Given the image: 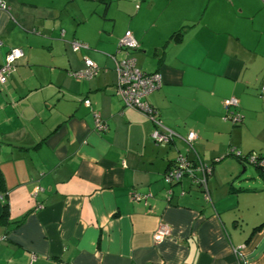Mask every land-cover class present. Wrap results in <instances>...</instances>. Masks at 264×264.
I'll return each mask as SVG.
<instances>
[{
    "label": "crops",
    "instance_id": "0c3cea01",
    "mask_svg": "<svg viewBox=\"0 0 264 264\" xmlns=\"http://www.w3.org/2000/svg\"><path fill=\"white\" fill-rule=\"evenodd\" d=\"M3 3L0 64L10 48L23 55L0 85V264H264V171L230 153L264 156V2ZM126 30L136 65L161 74L146 99L175 133L166 145L115 92ZM83 57L99 71L78 80ZM228 97L240 124L224 118ZM93 110L107 130L96 131ZM178 155L211 165L206 190L163 181ZM161 223L171 234L155 242Z\"/></svg>",
    "mask_w": 264,
    "mask_h": 264
},
{
    "label": "built area",
    "instance_id": "2783aa9c",
    "mask_svg": "<svg viewBox=\"0 0 264 264\" xmlns=\"http://www.w3.org/2000/svg\"><path fill=\"white\" fill-rule=\"evenodd\" d=\"M262 2H264V0H262ZM5 7L3 0H0V8L4 9ZM71 44L74 51L86 49L88 47L86 44L79 41H73ZM138 48V40L133 36L130 30H126L118 41V50H123L125 54L122 58H114V69L117 76L115 92L124 106L139 111L145 115V117L153 121L155 125V129L151 133L153 142L159 145H166L173 140L175 133L161 123L158 109L152 106L146 99L151 91L161 86V74L157 71L146 73L136 65L135 58L131 53ZM22 55V50L17 47L10 48L7 51L0 64V85L7 83L10 74L15 70L16 61ZM83 62L84 66L81 69L72 71L71 75L78 80H87L96 76L99 71L97 64L87 57H83ZM262 90H264V87H262ZM83 103L87 107L91 106L89 99H85ZM223 107L225 109V119H228L233 124L241 123L242 115L238 110L239 100L236 97L223 99ZM93 114L95 117L96 131L103 132L107 130L108 125L101 121L98 111L93 110ZM196 137V132L190 131L187 133L184 141L191 145ZM230 153H233L235 157H241L239 152L232 149ZM219 159L220 158H215L214 160L217 161ZM245 162L264 169V156L260 154H249L246 156ZM211 170V165L203 163L200 159L190 160L183 155H178L164 172L163 181L168 185H172L178 183L184 177H187L192 183L206 190V178L211 174ZM38 189L39 187L37 190ZM131 197L137 200L142 196L133 192ZM170 234L171 231L169 226L161 223L155 229L153 239L155 242H159L169 237Z\"/></svg>",
    "mask_w": 264,
    "mask_h": 264
},
{
    "label": "trees",
    "instance_id": "16d2710c",
    "mask_svg": "<svg viewBox=\"0 0 264 264\" xmlns=\"http://www.w3.org/2000/svg\"><path fill=\"white\" fill-rule=\"evenodd\" d=\"M233 154V153H231ZM251 154V153H249ZM249 154L247 155H241V157H237V159L241 162H245V159H246V156H248ZM258 168H260L259 166H257ZM262 171H264V169L260 168ZM0 193L2 195V198H3V207H2V212H1V215H0V223L1 222H5L8 218V202H7V197H6V193H5V189H4V180H3V176H2V173L0 171ZM23 219L19 220V222H21Z\"/></svg>",
    "mask_w": 264,
    "mask_h": 264
},
{
    "label": "rangeland",
    "instance_id": "374dc122",
    "mask_svg": "<svg viewBox=\"0 0 264 264\" xmlns=\"http://www.w3.org/2000/svg\"><path fill=\"white\" fill-rule=\"evenodd\" d=\"M248 167H249V169H252V171H256V168L253 167L252 165H249ZM239 172H240V173L242 172V167L239 169ZM242 174H243V173H242ZM242 174H241V175H242Z\"/></svg>",
    "mask_w": 264,
    "mask_h": 264
}]
</instances>
